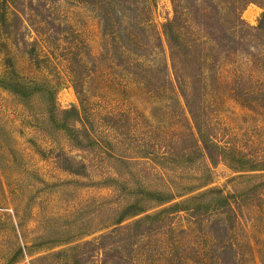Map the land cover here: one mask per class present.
I'll return each mask as SVG.
<instances>
[{"label": "rangeland", "instance_id": "374dc122", "mask_svg": "<svg viewBox=\"0 0 264 264\" xmlns=\"http://www.w3.org/2000/svg\"><path fill=\"white\" fill-rule=\"evenodd\" d=\"M134 8L135 14H124L116 5V15L103 23L89 4L56 0L47 14L62 29L54 36L58 48L51 44L41 58L38 46L26 44L35 39L31 30L23 27L14 37L12 7L0 0V264H35L54 253L61 256L45 264H72L77 248L116 228L121 217L127 225L167 207L154 202L167 186L178 193L208 174L212 184L198 193L222 188L235 218L218 215L217 195L204 196L194 216L172 214L167 231L136 246L120 244L108 264H264V176L236 174L230 181L235 174L223 165L198 170V157L180 151L188 142L181 149L178 142L181 160L172 167L163 160L166 136L186 131V115L160 70L152 78L146 68L162 62L152 30H160L172 9L170 0H137ZM262 12L250 4L241 18L254 27ZM75 40L85 53L80 123L71 111L79 102L65 52ZM251 70L242 56L223 57L207 108L222 143L264 157V111L245 108L231 91ZM248 183L255 190L243 195ZM211 222L232 229V262L219 263V248L207 233Z\"/></svg>", "mask_w": 264, "mask_h": 264}, {"label": "trees", "instance_id": "16d2710c", "mask_svg": "<svg viewBox=\"0 0 264 264\" xmlns=\"http://www.w3.org/2000/svg\"><path fill=\"white\" fill-rule=\"evenodd\" d=\"M7 1L12 7L14 37H21L23 27L31 30L35 39L26 44L38 46L37 53L41 58H46V49L49 50L51 44H55L58 48L59 41L54 36L58 35L62 29L53 23L47 14V6L56 0ZM80 2L91 5L99 14L101 21L107 23L116 15L114 11L116 5L121 6L124 14H126L125 11L135 14L134 6L137 0H80ZM170 4L172 17L166 20L160 30L157 28L152 30V48L155 52L163 51L162 62L158 67L146 68V71L150 72L154 78L157 70H160L164 86L176 94L183 105L182 111L186 115L187 129L179 137L166 136L163 160L172 167L171 163L174 159L181 160L179 153L175 152L178 150V142L181 145L179 149L188 142L191 144L190 147L180 151L185 154L183 155L185 157L191 155L198 157V170L210 171L218 165H223L235 174L230 181L237 179L236 174H243V178L248 179L253 178L251 174L264 176L262 174L264 173V157H254L244 153L242 155L240 151L222 143L218 137L216 120L209 116L207 108V98L216 81L219 61L223 57L242 56L252 69L251 77L246 81L243 78V82L239 79L233 81L231 86L233 97L243 103L245 108L264 111V0H170ZM250 4L259 6L263 11L254 27L244 23L241 18L243 10ZM124 5L126 7H123ZM40 42H42L41 46ZM79 45L81 46V42L75 40V45L65 50L70 57L71 67L68 71L79 102V107L71 110L78 117L77 123H80V110L82 101L85 100L82 81L86 77L83 69L85 53L79 50ZM138 63L140 62L137 60L133 62V64ZM174 145L176 148H173ZM210 184H212L211 175L208 174V179L202 183L183 187L177 191L178 193H174V188L171 190L167 186L166 196L159 195L160 197L154 201L167 207L127 225H122L124 219L121 217L115 224L116 228L101 234L93 242H85L77 248L73 252L72 264L92 262L108 264L109 258L114 256L110 252L116 253L120 244L131 245V242H134L136 246V243L154 234L167 231L172 214L185 211L194 216L193 212L201 208V199L207 195H217L219 205L213 208L220 211L218 215H230L235 218L237 211L229 201V194L222 188L208 189L198 193ZM255 186L251 183L245 184L243 195H249L255 190ZM179 199L181 203L177 202ZM191 201H199L197 207L192 209L184 207ZM207 222L210 221L207 220ZM232 232L225 223L211 222L208 225L207 233L212 243L216 242L220 251L217 257L219 263L224 259L233 261ZM84 249H87V252L83 254L81 252ZM117 254L121 258L120 253ZM57 256L61 255L54 253L38 257L33 263L45 264ZM135 263L131 262V264Z\"/></svg>", "mask_w": 264, "mask_h": 264}]
</instances>
